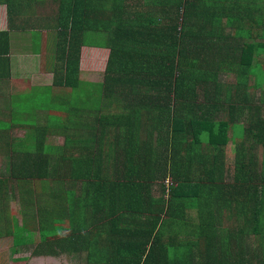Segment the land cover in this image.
<instances>
[{"label":"trees","instance_id":"16d2710c","mask_svg":"<svg viewBox=\"0 0 264 264\" xmlns=\"http://www.w3.org/2000/svg\"><path fill=\"white\" fill-rule=\"evenodd\" d=\"M61 28L55 78L88 109V129L66 124L59 158L42 137L7 151L0 191L69 222L57 242L85 250L83 264H264V0H70ZM82 46L108 50L101 100L89 83L80 93ZM230 113L261 148L258 160L236 148L232 171ZM114 127L128 158L112 170ZM43 182L58 185L63 218Z\"/></svg>","mask_w":264,"mask_h":264},{"label":"crops","instance_id":"0c3cea01","mask_svg":"<svg viewBox=\"0 0 264 264\" xmlns=\"http://www.w3.org/2000/svg\"><path fill=\"white\" fill-rule=\"evenodd\" d=\"M69 5L70 0H0V165H4L8 158L7 151L17 150L20 145L29 146L28 141L34 143L35 139L38 142V138H45L42 140L52 146L51 143L54 138L61 137L64 140L60 132L64 131L66 124L71 123L73 125L72 131L78 135L81 131L88 129L86 126L88 109L85 105L76 103V98L70 103L69 95H72L71 91L73 90L57 83L55 78L57 69L62 66L61 60L56 64V60L59 58L56 57L57 46H61L60 41L61 36H63L61 26L66 20ZM86 48L88 47L82 46L80 48L79 71L81 52ZM90 49L94 50V58H96L97 63L104 60V56H107L108 53L102 54L105 48ZM79 79L81 80L80 76ZM99 82L101 80H91L90 82L83 80L85 100L87 96L85 86L88 85L86 83L92 85ZM259 91L261 93L262 90ZM40 92L42 93L41 107L44 111L42 113L46 115V126L36 128L34 121L26 122L25 114L14 106V103L17 100L16 95L25 93L24 98L36 101L37 99H34L32 94L37 96ZM91 95V100L93 97L101 100L100 94L98 97L97 93ZM57 111H62L63 114L60 117L61 120L56 124L58 129L50 132L48 119ZM220 117L226 121L225 124H230L229 130L226 131L227 142L224 146L225 149L232 150V152L226 150L227 168L230 171L234 170L236 148L245 153V158L249 154V156L254 155L255 159L258 160L261 152L260 144L254 142L251 134L249 136L247 134L243 139L244 130L236 132L233 126L234 123L245 125V120L243 123L241 119L231 113ZM30 126L33 129L28 131ZM89 129L93 130L92 127ZM112 129L109 131L107 139L119 143L118 156L114 157L112 163H108L110 169L114 170L117 163H122L128 156L124 154L119 157L125 148V142L119 136L117 139V130L115 127ZM129 130L126 128L125 135L129 134ZM78 138L80 136L76 137V139ZM53 148L59 150L63 146H53ZM73 153L78 157L80 156L78 153ZM105 157L102 154L98 160H106ZM227 174L233 175L232 172ZM32 180L35 181L36 179L32 178ZM153 184H155L153 185L155 195L158 182ZM43 191L45 190H42V194L51 195L45 200L46 203L50 204L49 209L55 215L59 214L62 217L66 203L63 200L60 201L59 192L54 195L53 190L49 193ZM8 199L12 201L8 202ZM60 208H62L61 211ZM41 210H48V208H41ZM57 222H62V224L56 225ZM63 228L69 230V222L65 224L53 215L40 220L38 209L34 207L24 208L21 189L14 187L0 191V244H3L0 248H3L7 254V257H0V264H27L26 262L31 264V260H33V264L35 261H38V264H44L42 261L45 258L56 259L61 254L68 256L70 264H75L77 261L78 264H81L85 250L82 252L79 246L73 245V248L64 245L62 242H57L60 237L66 236L68 231L66 233L60 232L58 239H54L58 230ZM51 233L53 234V241L48 240ZM83 240L86 244L87 240ZM33 245L29 256L25 257V249L28 251ZM51 251H57V255L50 254Z\"/></svg>","mask_w":264,"mask_h":264},{"label":"rangeland","instance_id":"374dc122","mask_svg":"<svg viewBox=\"0 0 264 264\" xmlns=\"http://www.w3.org/2000/svg\"><path fill=\"white\" fill-rule=\"evenodd\" d=\"M227 30H229V29H227ZM96 36H95V39H96ZM95 44H96V41L94 42V45ZM90 48L91 47L83 49V51L81 52L82 58H81V63H80V71L78 68L79 76L82 80H85L87 82H90L91 80H93V81L99 80L100 81V80H102V76H104L106 61L101 60V62L99 61V63H97L96 58H94L95 57V53H93L94 50H92ZM100 48H102V47H100ZM97 53H99V52H97ZM105 53H107L106 49L104 52H102V54H105ZM222 77H223L222 80L226 83L234 81V76H229L226 78H224L225 76H222ZM251 83H253V81H251ZM87 88L93 89L94 93H98V91H99L98 90V84H92L91 86H87ZM71 93H72V91H71ZM81 93H84V90H81ZM254 93H255V98L258 99L260 91L257 90ZM25 95H26V93L16 95L17 100L14 103V106H16L23 114H25L26 122H33L34 121L36 123V125L34 127H36V128L45 127L46 126L45 125L46 115L44 113H42L44 111L42 110V107H41V105H42V101H41L42 93L40 92L37 96H34L32 94V97L34 99H37L36 101H30L28 98H24ZM98 96H99V94L97 95V97ZM70 97L71 96L69 95V102L71 103L72 101H71ZM94 98H96V97H94ZM62 114H63L62 111H57L51 118L48 119V121H49L48 127H49L50 132H54L58 129V126L56 124L61 120L60 117L62 116ZM32 129H33V127L30 126L28 131H31ZM21 141H23V140H21ZM28 143L32 144L29 141H28ZM51 144L54 147L63 146V139L61 137L54 138ZM226 150L228 152H232V150L229 148ZM61 151H62V149H59L56 154H55V151H53L52 155L55 154V157H57V156L59 157V156H61V154L58 152H61ZM3 171H4V165H0V174L3 173ZM33 186L43 187L47 193H49L53 190L54 195L56 194L57 187H58L57 184H53L52 186H50V185L46 184L45 182L37 183ZM49 189H51V190H49ZM47 190H49V191H47ZM45 191H43V192H45ZM11 201H12L11 199H8V202H11ZM59 210L61 211L62 208H60ZM186 214H188L191 221L195 220V212L193 210H191V209L187 210ZM61 224H62V222L56 223V225H61ZM67 231L68 230L66 228L61 229V232L66 233ZM58 234L59 233H57V235L55 236L54 239H58V237H59ZM52 239H53V234L51 233V235L49 234L48 240H52ZM0 246H3V244H0ZM33 247H34V245L28 251H26V249H25V252H24V253H26L25 257L29 256ZM0 257L1 258L7 257V254L3 248H0ZM82 258H83V255H82ZM32 262H33V260H31V264H33ZM35 262H34V264H38V261L36 263ZM26 263L28 264V262H26ZM42 263H44V264H70V260H69L67 255L64 256L63 254H61L56 259L45 258L44 261H42ZM78 263L79 262L77 261L75 264H78ZM80 263H81V261H80ZM81 264H83V263H81Z\"/></svg>","mask_w":264,"mask_h":264}]
</instances>
